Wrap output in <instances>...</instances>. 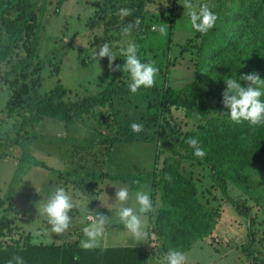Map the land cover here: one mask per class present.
I'll return each mask as SVG.
<instances>
[{
  "label": "rangeland",
  "instance_id": "obj_1",
  "mask_svg": "<svg viewBox=\"0 0 264 264\" xmlns=\"http://www.w3.org/2000/svg\"><path fill=\"white\" fill-rule=\"evenodd\" d=\"M6 1L0 0V13ZM104 1L66 0L59 12L55 13L57 0H51L44 20L38 57L34 62L43 65L40 85L42 94L63 85L67 93L62 100L72 104L97 96L111 85L130 83L129 73L109 70L107 57L101 59L99 64L91 59L93 49L104 42H108L112 51L118 55L115 64L121 66L125 59L119 56L120 50L129 41L136 43L142 62L154 61L159 69L156 82L160 87L166 85L180 89L195 81L193 55L181 53V48L193 37L189 16L191 10L184 8V0L148 1V15L144 19L136 20L138 26L126 37L121 35V29L135 21H121L106 31L104 20L96 15ZM191 3L195 10L200 5L207 4L220 17L221 24L223 18L231 13V0H191ZM165 23L168 28L166 36L152 30L153 25ZM231 59L232 57L229 58ZM9 69V65L0 67L1 72ZM239 76L236 78L239 79ZM9 93V85L0 82V139L14 137L19 131V119L7 118L4 111ZM209 93L211 98L217 96L215 89H211ZM147 107L148 97L145 95L127 96L116 99L113 109L116 118L102 114L97 118L89 117L71 123L45 118L35 129L39 135L87 139V142L32 139L20 146L2 148L0 200L5 204L0 209V218L6 214L15 220L13 226L19 234L32 233L36 243L79 241L80 245L84 238L82 228L89 222L87 215L98 210L111 217L101 246L105 243L110 246L145 244L146 241L134 239L119 223L116 215L118 205L114 204L116 189L113 185L128 186L130 198L127 206H135V191L143 189L150 193L153 211L142 217L146 228L149 227L152 216L155 219L160 210L168 207L167 196L161 190L163 186L157 183L154 186L155 183L151 180L133 190L130 182L105 175L138 176L153 173L156 168H163L164 160L172 163L173 157L177 155L167 148L186 154L179 141L183 139V133L195 128L193 121L186 118L182 111L173 110L175 132L171 131V126L160 135L156 125L151 127L168 146L162 149L158 165L155 162L156 143L117 142L109 148L108 145L98 147L91 141L100 143L118 132L130 130L133 122L141 124L148 115ZM220 107L227 110L222 102ZM110 109L104 110L112 112ZM179 159L180 173L187 179L194 180L198 188V198L203 205L209 209L219 205L221 208V217L211 235L197 239L192 248L184 253L186 264H251L243 252V247L248 244L256 252L264 254V206L256 205L231 184H227L223 191L212 181L211 171L207 166L197 161ZM56 187L65 188L73 201L79 203V207L69 213L73 217L69 229L59 235L51 232L46 218L38 213V208L46 202ZM154 192H157L155 201ZM165 194L167 195L166 192ZM102 202L105 207L101 206ZM9 204L17 206V210H11ZM251 234L255 235L254 241ZM161 243V239L156 238L153 248L159 250Z\"/></svg>",
  "mask_w": 264,
  "mask_h": 264
},
{
  "label": "trees",
  "instance_id": "obj_2",
  "mask_svg": "<svg viewBox=\"0 0 264 264\" xmlns=\"http://www.w3.org/2000/svg\"><path fill=\"white\" fill-rule=\"evenodd\" d=\"M65 1L57 0L55 13L59 12ZM148 1L105 0L96 15L102 17L107 31L121 21L144 19L148 15ZM231 1V13L223 18L222 24L218 17L214 28L207 33L193 29V37L181 48V53H190L195 60L196 78L192 83L174 89L166 85L160 87L155 81L153 87H142L136 94L130 92L128 82L120 83L111 85L97 96L72 104L62 100L67 93L63 85H58L49 93L40 92L43 65L40 62L34 64L51 0L6 1L0 13V67L9 65L10 69L0 71V82L10 87L4 111L7 118L19 119V131L14 137L0 139V151L32 139L87 142V139L39 135L35 129L45 118L64 123L97 118L102 114L114 118L116 99L134 95L148 97V115L141 122L143 131L135 133L128 129L100 143L93 140L91 143L108 145L109 148L117 142L156 143L155 162L158 165L162 149L168 146L151 127L156 125L160 135L167 127L173 126L171 131H174L173 110H178L193 121L195 128L183 133V139L179 141L186 154L167 148L177 157H173L172 163L164 160L163 168L138 176L103 174L130 182L133 190L151 180L154 186L156 183L163 186L161 190L167 196L168 207L160 210L155 219L151 217L147 228L150 236L145 246L83 250L78 241L34 243L33 234H19L13 226L15 220L5 214L0 218V264H7L15 255L23 257L25 264H147L150 255L163 256L170 248L183 253L189 251L197 239L211 235L221 217V208L219 205L209 209L203 205L194 180L180 173L179 158L207 166L212 181L223 191L227 184H231L256 205L264 206V125L252 126L247 121L236 124L227 115L229 110L220 107L225 77L255 72L264 79V0ZM121 8L130 9L131 15L118 16ZM13 76L16 78L13 79ZM240 83L246 86V82ZM211 89L216 90L215 98H211ZM105 108H111L112 112L105 111ZM189 137L200 142L206 152L203 159L196 157L194 150L185 143ZM166 176H170L171 180L165 179ZM153 195L155 201L157 192ZM4 204L0 200V209ZM9 208L17 210L14 204H9ZM154 236L161 239L159 250L153 248L156 241ZM251 236L254 241L255 235ZM243 252L251 264H264V254L253 250L250 244L243 247Z\"/></svg>",
  "mask_w": 264,
  "mask_h": 264
},
{
  "label": "clouds",
  "instance_id": "obj_3",
  "mask_svg": "<svg viewBox=\"0 0 264 264\" xmlns=\"http://www.w3.org/2000/svg\"><path fill=\"white\" fill-rule=\"evenodd\" d=\"M185 9H190L191 28L200 33H207L214 28L218 16L209 8L207 4L199 6L195 10L191 0H184L182 4ZM117 15L127 17L131 15V10L121 8ZM138 26V21L129 22L121 29L122 36H130L134 27ZM153 31H158L161 36H166L168 32L167 24L153 25ZM139 46L129 41L127 46L120 50V55L124 57L125 63L116 65V55L108 42L97 45L93 49L91 59L98 64L105 57L108 58V68L110 71L122 70L130 75V83L128 88L132 94H136L142 87L151 88L154 86L159 69L155 66L154 61L142 62L139 55ZM240 81H245L246 86H242ZM222 104L228 109L227 115L230 120L236 124L247 121L252 126L264 125V79H261L258 73L243 74L237 79L235 76L225 77V88L222 93ZM132 132L139 133L143 131V125L133 122L130 125ZM186 144L194 150L196 157L203 159L206 155L205 150L200 146V142L189 137ZM165 179L171 180L170 176ZM134 183H139L134 181ZM114 204H117L116 215L119 223L124 229L138 241L148 240L150 233L147 231L146 225L142 217L153 211V202L149 192L143 189L134 193V205L127 206L130 198L129 188L127 185L115 186ZM102 207H105L102 202ZM79 207L78 202H74L72 196L63 187H56L52 191L46 202L38 208V213L44 216L50 230L56 234L65 233L72 222L73 217L69 213ZM88 223L82 228L83 239L80 241V247L83 250H91L101 247L106 226L111 222V217L98 210L90 212L88 215ZM39 235V233H37ZM35 243V241H34ZM186 255L177 249L170 248L160 259L158 264H186ZM7 264H25L23 257L19 255L13 256L8 260Z\"/></svg>",
  "mask_w": 264,
  "mask_h": 264
},
{
  "label": "crops",
  "instance_id": "obj_4",
  "mask_svg": "<svg viewBox=\"0 0 264 264\" xmlns=\"http://www.w3.org/2000/svg\"><path fill=\"white\" fill-rule=\"evenodd\" d=\"M129 144V143H127ZM102 146V145H101ZM100 145H98V147H101ZM17 207V206H16ZM88 216V215H87ZM18 222V221H17ZM22 222V221H20ZM79 242V241H78ZM57 244V243H56ZM60 244H63V243H60ZM138 246H145V244L143 245H125V246H120V245H115V246H110L108 245V243H105L103 246L99 247V248H111V247H138ZM153 257L151 258L149 256L148 258V261H147V264H158V261L161 259V255H158V254H154L152 255ZM157 259V260H156ZM200 264V263H198Z\"/></svg>",
  "mask_w": 264,
  "mask_h": 264
},
{
  "label": "built area",
  "instance_id": "obj_5",
  "mask_svg": "<svg viewBox=\"0 0 264 264\" xmlns=\"http://www.w3.org/2000/svg\"><path fill=\"white\" fill-rule=\"evenodd\" d=\"M87 219H88V217H87Z\"/></svg>",
  "mask_w": 264,
  "mask_h": 264
}]
</instances>
